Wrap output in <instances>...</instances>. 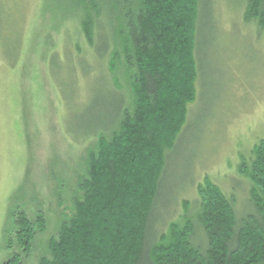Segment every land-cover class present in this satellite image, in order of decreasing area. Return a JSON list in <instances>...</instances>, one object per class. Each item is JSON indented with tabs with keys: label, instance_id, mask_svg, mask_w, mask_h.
Returning <instances> with one entry per match:
<instances>
[{
	"label": "trees",
	"instance_id": "16d2710c",
	"mask_svg": "<svg viewBox=\"0 0 264 264\" xmlns=\"http://www.w3.org/2000/svg\"><path fill=\"white\" fill-rule=\"evenodd\" d=\"M65 1L55 6L59 12L47 14L74 21L92 49L104 43L96 53L109 58L123 107L96 132L73 213L62 220L39 264H264V137L238 166L250 182L252 211L239 217L235 197L206 178L197 189L194 216L155 233L164 223L160 209L167 211L173 196L166 188L171 159L206 72L209 1ZM245 2L243 21L264 31V0ZM10 217L4 235L28 256L47 231L46 215L39 211L30 219L14 211ZM3 264L24 261L17 256Z\"/></svg>",
	"mask_w": 264,
	"mask_h": 264
},
{
	"label": "rangeland",
	"instance_id": "374dc122",
	"mask_svg": "<svg viewBox=\"0 0 264 264\" xmlns=\"http://www.w3.org/2000/svg\"><path fill=\"white\" fill-rule=\"evenodd\" d=\"M208 1L206 72L171 159L166 188L173 196L155 233L194 216L206 178L235 197L239 217L252 211L250 182L238 166L264 137V31L243 21L245 0ZM66 4L0 0V264L17 256L39 264L48 256L49 240L73 213L96 132L123 107L109 58L96 53L104 43L92 49L74 21L53 15ZM14 211L47 218L28 256L4 235Z\"/></svg>",
	"mask_w": 264,
	"mask_h": 264
}]
</instances>
